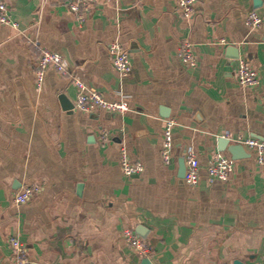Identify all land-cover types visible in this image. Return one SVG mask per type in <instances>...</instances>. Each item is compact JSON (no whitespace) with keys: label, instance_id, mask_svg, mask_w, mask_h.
<instances>
[{"label":"crops","instance_id":"0c3cea01","mask_svg":"<svg viewBox=\"0 0 264 264\" xmlns=\"http://www.w3.org/2000/svg\"><path fill=\"white\" fill-rule=\"evenodd\" d=\"M0 1L18 23L0 24V264H12V237L33 264H144L123 238L140 225L151 264H264L256 152L247 148L251 155L235 160L226 181L211 183L206 170L219 137L264 140V0H198L192 18L178 0L100 1L82 24L65 0ZM251 10L263 18L258 28L245 23ZM115 40L130 54L127 77L108 51ZM185 40L194 44L195 68L179 57ZM44 48L65 57L68 73L49 67L39 89ZM242 59L258 70V86L238 83ZM74 78L108 100L126 97L130 110L76 109ZM169 118L176 124L165 162ZM122 146L144 172L123 173ZM189 148L201 162L195 186L179 173ZM30 185L40 192L15 203Z\"/></svg>","mask_w":264,"mask_h":264},{"label":"built area","instance_id":"2783aa9c","mask_svg":"<svg viewBox=\"0 0 264 264\" xmlns=\"http://www.w3.org/2000/svg\"><path fill=\"white\" fill-rule=\"evenodd\" d=\"M100 1L113 0H65L67 7L77 16L80 24L84 23L92 8ZM198 0H178V7L185 17L192 18L197 6ZM245 23L250 28H258L263 23V18L257 10H251L246 13ZM0 24L10 25L14 28L18 27V23L13 20L8 6L0 1ZM108 51L115 70L121 77H127L131 74L133 67L128 50L118 41H112L108 46ZM179 57L184 63L195 68L198 60L195 52L194 44L190 40H185L180 45ZM53 66L60 74L66 75L68 68L65 64V57L56 51L48 48L42 49L38 60L37 69L35 71L36 84L38 88H42L46 70ZM238 83L243 87H256L260 83L259 72L250 65L246 60H241L236 71ZM74 82L78 88V94L75 102V108L84 112H92L98 109L111 111L115 113H124L130 110V105L126 97L117 100L106 99L99 91L88 88L86 83L74 78ZM164 132V142L162 145V158L165 162L172 159L173 149V128L176 121L172 118L166 119ZM110 134L103 130L101 134L102 140H107ZM233 142L241 143L249 149L256 152V161L264 168V140L255 137H236ZM121 166L123 173L132 177L139 175L145 170L143 162L139 159L133 160L126 146H122L121 150ZM186 172L185 180L191 185H197L201 176V162L196 151L189 148L185 153ZM235 168V159L223 151L214 152L209 158L206 166L208 179L211 183L216 181H226L230 178ZM41 188L37 185L25 186L14 195V202L17 204H26L31 198L40 192ZM125 242L131 246L140 256L150 257L153 253V246L149 240L141 236L134 228H126L123 231ZM9 246L12 249V264H33L30 259L26 244L19 238L12 237L9 239Z\"/></svg>","mask_w":264,"mask_h":264},{"label":"water","instance_id":"95a60500","mask_svg":"<svg viewBox=\"0 0 264 264\" xmlns=\"http://www.w3.org/2000/svg\"><path fill=\"white\" fill-rule=\"evenodd\" d=\"M256 2H258V0ZM163 110L165 112V115L168 116V108H163ZM218 149L219 151L228 152L230 156L235 160L246 158L251 155V153L248 151L246 146H244L241 143L233 142L231 141L230 138H227L225 136H221L218 138ZM179 164H180V170H179L180 176L184 177L186 172L185 155L180 158ZM136 231L143 237L147 236V230L142 225L138 226L136 228ZM143 262L144 264H151V260L148 257L144 258ZM234 264H245V263L241 260H235Z\"/></svg>","mask_w":264,"mask_h":264}]
</instances>
